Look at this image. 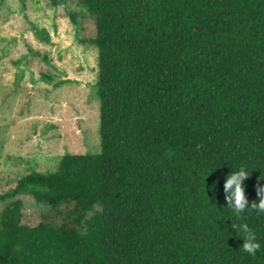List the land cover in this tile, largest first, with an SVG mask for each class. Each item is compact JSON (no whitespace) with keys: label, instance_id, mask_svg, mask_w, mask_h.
I'll return each mask as SVG.
<instances>
[{"label":"trees","instance_id":"1","mask_svg":"<svg viewBox=\"0 0 264 264\" xmlns=\"http://www.w3.org/2000/svg\"><path fill=\"white\" fill-rule=\"evenodd\" d=\"M60 1L101 151L0 176V264H264V0Z\"/></svg>","mask_w":264,"mask_h":264},{"label":"rangeland","instance_id":"2","mask_svg":"<svg viewBox=\"0 0 264 264\" xmlns=\"http://www.w3.org/2000/svg\"><path fill=\"white\" fill-rule=\"evenodd\" d=\"M53 1L0 0V176L101 151L98 53L78 42L83 11Z\"/></svg>","mask_w":264,"mask_h":264}]
</instances>
